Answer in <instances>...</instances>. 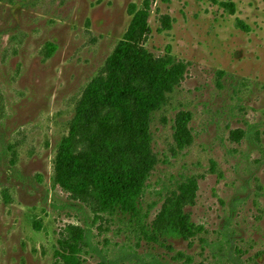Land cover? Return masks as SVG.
<instances>
[{
  "label": "rangeland",
  "instance_id": "1",
  "mask_svg": "<svg viewBox=\"0 0 264 264\" xmlns=\"http://www.w3.org/2000/svg\"><path fill=\"white\" fill-rule=\"evenodd\" d=\"M145 0H0V264H264V0H152L127 83L152 88L167 57L185 72L154 114L139 156L123 119L102 140L81 131L85 179L93 154L129 146L153 169L140 219L97 212L90 191L57 184L55 161L87 86ZM56 51L48 56V45ZM117 154V153H116ZM172 202L202 233L165 238ZM40 226L37 228V226Z\"/></svg>",
  "mask_w": 264,
  "mask_h": 264
},
{
  "label": "trees",
  "instance_id": "2",
  "mask_svg": "<svg viewBox=\"0 0 264 264\" xmlns=\"http://www.w3.org/2000/svg\"><path fill=\"white\" fill-rule=\"evenodd\" d=\"M152 3V0H145L142 9L130 5L131 24L108 58L103 72L84 91L69 135L61 141L55 161V180L63 189L72 192L90 191L97 204V212L101 214H120L138 220L141 199L146 192L153 164L150 161L142 162L139 157L134 161L129 154V146L124 144L118 147L117 152L112 149L108 157L94 153L92 165L87 168V176L77 179L79 161L75 152L82 129L87 127L95 131L93 142L102 140L110 119L118 118L123 119L129 145L139 156L148 154L153 116L162 109L165 94L172 90L185 72L183 64H177L172 57H167L155 63L158 71L154 87L127 83L134 44L140 35L150 30L148 21ZM220 5L226 11L235 13V5L231 0H221ZM47 50V55L51 56L56 46L50 44ZM160 219L163 227L157 228L156 233L165 238L189 241L203 231L201 226L195 225L187 215L179 212L172 202L164 207ZM63 258L67 264H81L74 255H64Z\"/></svg>",
  "mask_w": 264,
  "mask_h": 264
}]
</instances>
